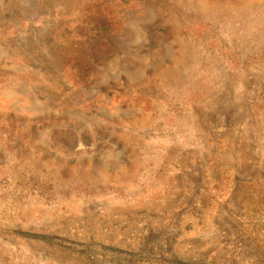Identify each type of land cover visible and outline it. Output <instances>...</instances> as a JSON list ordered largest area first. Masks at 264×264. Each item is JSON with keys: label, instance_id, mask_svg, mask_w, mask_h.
I'll return each mask as SVG.
<instances>
[{"label": "rangeland", "instance_id": "374dc122", "mask_svg": "<svg viewBox=\"0 0 264 264\" xmlns=\"http://www.w3.org/2000/svg\"><path fill=\"white\" fill-rule=\"evenodd\" d=\"M263 193L264 0H0V264H264Z\"/></svg>", "mask_w": 264, "mask_h": 264}, {"label": "trees", "instance_id": "16d2710c", "mask_svg": "<svg viewBox=\"0 0 264 264\" xmlns=\"http://www.w3.org/2000/svg\"><path fill=\"white\" fill-rule=\"evenodd\" d=\"M263 196H264V193H263ZM254 210H258V211H260V214H259V218H264V209H262V208H258V209H254ZM253 213H255V212H253Z\"/></svg>", "mask_w": 264, "mask_h": 264}]
</instances>
